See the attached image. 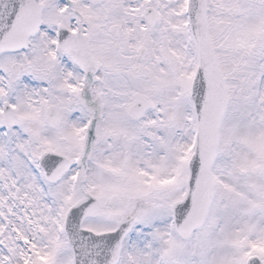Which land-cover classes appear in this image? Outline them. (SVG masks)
I'll return each mask as SVG.
<instances>
[{
  "label": "snow or ice",
  "instance_id": "snow-or-ice-1",
  "mask_svg": "<svg viewBox=\"0 0 264 264\" xmlns=\"http://www.w3.org/2000/svg\"><path fill=\"white\" fill-rule=\"evenodd\" d=\"M0 264H264V0H0Z\"/></svg>",
  "mask_w": 264,
  "mask_h": 264
}]
</instances>
